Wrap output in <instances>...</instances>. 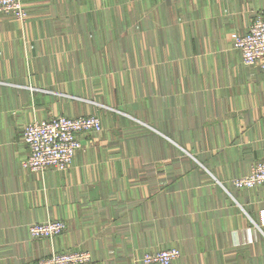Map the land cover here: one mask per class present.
<instances>
[{"label": "crops", "instance_id": "0c3cea01", "mask_svg": "<svg viewBox=\"0 0 264 264\" xmlns=\"http://www.w3.org/2000/svg\"><path fill=\"white\" fill-rule=\"evenodd\" d=\"M0 13V264L89 250L104 264H264V67L245 33L264 0H22ZM97 113L65 170L23 167L26 125ZM66 230L33 238L30 224Z\"/></svg>", "mask_w": 264, "mask_h": 264}, {"label": "built area", "instance_id": "2783aa9c", "mask_svg": "<svg viewBox=\"0 0 264 264\" xmlns=\"http://www.w3.org/2000/svg\"><path fill=\"white\" fill-rule=\"evenodd\" d=\"M0 13L11 14L20 21L28 18V9L22 0H0ZM234 47L242 52L246 64L264 67V13L251 23L245 33L231 34ZM101 117L91 115H55L30 121L24 131V141L28 145V156L22 161L23 167L35 172L49 168L65 170L74 161L77 152L83 149L81 134L100 131ZM237 187L252 188L264 184V157L253 162L248 173L234 177ZM35 239L52 238L63 233L67 224L61 219H48L30 224ZM177 247L146 252L141 261L145 264H172L180 256ZM27 264H104L94 259L89 250L74 249L53 253Z\"/></svg>", "mask_w": 264, "mask_h": 264}, {"label": "rangeland", "instance_id": "374dc122", "mask_svg": "<svg viewBox=\"0 0 264 264\" xmlns=\"http://www.w3.org/2000/svg\"><path fill=\"white\" fill-rule=\"evenodd\" d=\"M92 114H97V113H92ZM86 115H91V114H86ZM97 115H99V114H97ZM99 117H101V116L99 115Z\"/></svg>", "mask_w": 264, "mask_h": 264}]
</instances>
